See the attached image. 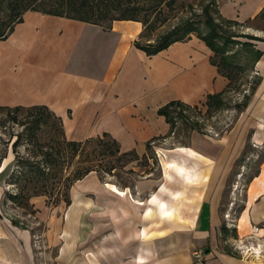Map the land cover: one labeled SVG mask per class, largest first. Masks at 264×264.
Instances as JSON below:
<instances>
[{"label":"crops","instance_id":"obj_1","mask_svg":"<svg viewBox=\"0 0 264 264\" xmlns=\"http://www.w3.org/2000/svg\"><path fill=\"white\" fill-rule=\"evenodd\" d=\"M262 8L264 0H222L218 7L222 17L239 22ZM142 31L137 21H114L104 29L26 11L0 40V106L44 105L62 119L69 140L107 133L122 152L134 150L142 158L148 142L153 148L154 139H167L160 107L174 100L201 106L228 85L210 63L213 53L195 35L147 56L134 46ZM251 34L264 38V31ZM251 43L262 52L254 65L261 81L246 109L254 112L252 141L264 147V41ZM198 135L189 147L162 148L166 156L158 176L132 187L119 189L96 172L77 181L53 258L48 251L36 253L32 233L12 225L0 208V264H194L188 253L192 239L210 240L215 226L224 223L217 213L222 195L217 160L213 147H204L215 141ZM243 143L240 138L235 150ZM3 192L0 186V204ZM244 193L233 222L250 229L249 235L262 234L264 228L252 226L264 225V159ZM58 227L53 224V230ZM256 257L241 260L223 250L205 264H264V256Z\"/></svg>","mask_w":264,"mask_h":264},{"label":"trees","instance_id":"obj_2","mask_svg":"<svg viewBox=\"0 0 264 264\" xmlns=\"http://www.w3.org/2000/svg\"><path fill=\"white\" fill-rule=\"evenodd\" d=\"M176 2L177 0H14L10 2L9 9L18 12L7 29L0 22V40L7 39L14 26L23 21L26 11L78 20L104 29L110 28L114 21H137L143 26L142 39L168 22L169 11L174 9ZM19 8L21 9L17 10ZM200 16V23L205 31H202L199 24L184 20L155 39H147L144 44L140 40L135 41L134 46L147 56H152L175 42L190 39L193 34L202 40L213 53L210 63L228 80L225 90L208 95L201 104L206 108L204 116L210 117L224 105L225 94L237 87L239 77L245 71V68L234 64L235 58L241 52L251 54V65L254 66L262 55L251 41H264V38L242 32L238 34L233 29L245 27L264 31V8L255 16L239 22L222 17L215 1L211 0L202 8ZM239 38L247 41L241 42ZM234 46L240 48L232 50ZM260 81L259 75L253 77L248 92L244 94L243 101L236 105L237 108L243 110L248 106ZM201 113L199 105H188L178 100L160 107L157 114L169 125V132L163 138L175 135L180 125L188 139L192 133H204L199 120H194L195 115ZM158 139L161 138L154 139V142ZM146 147L147 154L141 159L148 161V152L152 147L149 142ZM0 149V175L4 189L1 211L12 225L29 230L32 234L33 230L19 220L16 214L8 213V204L26 211L38 222L33 198L45 197L48 205L57 206L62 203L69 207L70 191L77 181L91 172H96L103 181L104 176H113L115 170H124L131 162L139 160L134 150L122 152L118 142L107 133L82 141L69 140L62 119L44 105L0 106ZM9 156L12 158L4 165ZM6 186L15 187L17 191L9 192ZM225 229L223 223L221 230L224 234ZM204 253H208V249Z\"/></svg>","mask_w":264,"mask_h":264},{"label":"rangeland","instance_id":"obj_3","mask_svg":"<svg viewBox=\"0 0 264 264\" xmlns=\"http://www.w3.org/2000/svg\"><path fill=\"white\" fill-rule=\"evenodd\" d=\"M11 1L14 0H0V22L5 25L6 29L11 24L16 12H18L9 9ZM210 1L211 0H177L174 9L169 11L170 19L168 22L158 27L157 30L150 34L143 36L139 42L144 44L147 39H155L158 35L168 31L184 20H190L199 24L202 31H205V28L200 23L202 20L200 14L202 8L207 6ZM214 1L218 8L222 0ZM233 30L238 34L241 32L251 34L256 31L252 28L245 27H235ZM239 40L241 42L247 41L245 38H239ZM237 48L240 47L234 46L232 50H236ZM251 59V54L242 52L235 58L234 64L245 68V71L241 73L237 87H233L225 94L224 105L216 110L210 117L204 116L206 108L200 106L202 113L201 115H195L196 118H194V120L198 119L204 128V133L198 136L211 143H213V140L215 141L213 146L212 144L208 146L205 144L204 147H213L214 157L217 160L216 166L219 168L217 171L220 175L219 180L217 179L216 181V185L222 180V195L217 213L220 218L224 219L226 228L224 234V231L221 230V224L215 226V232L214 234L212 233L214 236L212 235L210 240L192 239L188 253L194 264H205V262L211 258V255L216 252H222L223 250L229 251V253L239 257L241 260H256V256H264V233H260L259 235L252 233L249 235L250 229L243 231L242 228H239L237 224L233 222V218L236 217L242 205V200L245 196L244 189L250 179L258 171L259 163L264 159V147H256L252 141L253 130L250 118L254 116V112L250 111L248 113L246 108L241 110L236 107L237 104L243 101L244 94L248 92L247 90L249 89L250 83L253 81V77L256 76L254 73V66L251 65ZM181 128L182 126L180 125L175 135L167 137L165 140L162 139L154 142V147L148 152V161L139 158V160L131 162L124 170H115L113 176H104L103 182L122 189L124 187H132V185L141 178L148 176L155 178L158 176L162 167L161 160H164L166 156V152L163 151L162 148L189 147L192 135L196 134L192 133L191 138L188 139ZM240 138L243 139L244 143L242 147L236 151V142H238ZM222 139H229V141L226 144ZM224 147L227 148L226 152ZM10 153L9 151V155H11ZM224 153H227V157H224ZM158 154L161 159L158 158ZM8 158L9 159L5 160L4 165L12 157L9 156ZM223 173H225L224 178H222ZM0 186L3 188L1 175ZM6 188L9 192L17 191L15 187L6 186ZM128 196L131 198L130 194ZM32 203L34 209L37 211L36 217L38 218V222H35L36 220L34 217H30L26 211L16 207L14 204H8V213L16 214L19 220L26 224L29 229L33 230L32 244L34 251H36V253L48 251L50 258H53L61 242L59 235L61 228H63L66 207L62 203L57 206L48 205L45 197H35L32 199ZM225 220L227 221L225 222ZM54 223L59 226L57 231L53 230ZM151 226L153 227V225ZM252 227L264 228V225H253ZM238 233L241 234V237H238ZM205 247H209V255H205L202 251ZM250 249H252L253 253L249 251ZM256 249H258L259 252H256ZM47 263L52 264V261L49 260ZM259 264L261 263L259 262Z\"/></svg>","mask_w":264,"mask_h":264},{"label":"bare ground","instance_id":"obj_4","mask_svg":"<svg viewBox=\"0 0 264 264\" xmlns=\"http://www.w3.org/2000/svg\"><path fill=\"white\" fill-rule=\"evenodd\" d=\"M183 152V151H182ZM186 152V151H185ZM151 201H153V200H151ZM160 204V203H159ZM152 205V204H151ZM157 206V205H156ZM158 207V206H157ZM160 207V206H159ZM161 212V211H160ZM163 212V211H162ZM163 215H164V213H163Z\"/></svg>","mask_w":264,"mask_h":264},{"label":"built area","instance_id":"obj_5","mask_svg":"<svg viewBox=\"0 0 264 264\" xmlns=\"http://www.w3.org/2000/svg\"><path fill=\"white\" fill-rule=\"evenodd\" d=\"M255 75H258V73H257V72H255ZM255 230H258V229H255Z\"/></svg>","mask_w":264,"mask_h":264}]
</instances>
